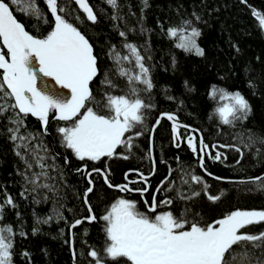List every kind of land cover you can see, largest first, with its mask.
I'll return each mask as SVG.
<instances>
[{
    "label": "trees",
    "instance_id": "obj_1",
    "mask_svg": "<svg viewBox=\"0 0 264 264\" xmlns=\"http://www.w3.org/2000/svg\"><path fill=\"white\" fill-rule=\"evenodd\" d=\"M88 2L97 15L95 24L86 19L73 0H59L72 12L71 22L93 44L102 72L114 71L113 62L107 55L112 45L122 54H128L122 47L124 38L118 34L119 31L127 33L128 42L137 45L145 57V65L150 69L154 88L142 95L155 107L146 111L145 123L137 129L143 135L133 140L131 152L124 148L118 149V152L129 155L127 160L114 157L99 162L78 161L63 146L56 131L57 127L63 126L60 121L52 122L47 131L55 142L56 153L47 134L43 133L40 122L29 116L26 120L27 129L22 128L21 134H37L29 147L44 157L42 162L47 166V178L41 177L39 183L49 184L53 189L51 191L42 187L33 191V185L24 179L22 173L31 177L33 173L41 172V168L28 154L27 158L33 167L26 169L24 161L15 155V143L20 141L14 143L9 139L11 134L7 129L13 125L8 123L7 117L12 113L0 117V204L7 193L16 205H5L0 213L3 216L0 225H11L15 233L12 264H74L70 224L89 215L84 203V192L90 185L85 173L76 171L85 164L88 171L93 168L107 169L113 185L121 183L127 171L143 173L149 177L150 191L145 199L135 196L139 203H143L142 198L150 203L154 194L158 200L170 197L173 199L171 210L174 214L179 215L189 209V218L199 213L196 219L203 218L202 223L222 218L237 209L264 210V183L255 179L264 177V144L257 142L252 147H245L249 133L264 137V30L258 28V21L252 15L253 8L264 14V0H247V3L241 0H147V6L144 0H118L119 8L115 10L107 5L106 0ZM37 4L52 22L44 0H37ZM11 7L18 21L32 34H46L50 30L49 25L41 24L37 31L33 27L37 23L34 17L16 11V5ZM116 13L122 19L112 20V15ZM76 16L80 19L76 20ZM196 16L200 19L197 20ZM183 20H191L192 26L201 30L198 44L205 50L203 57L177 49L174 41L169 39L167 29L179 25ZM123 66L138 71L134 63L124 62ZM99 79H103V76L93 84L94 88H99ZM114 79L121 88L125 87L124 79ZM250 83L254 87H250ZM213 86L231 92L239 91L244 95L252 109L247 120L236 122L234 126L222 125L213 115L217 107V102L209 96ZM167 96L175 99L168 100ZM162 113L175 114L178 121L190 129L180 128L181 144L176 147L172 124L161 120L154 131L156 168L152 174V163L148 158L149 137L152 126ZM199 134L210 146L213 157L216 152L222 154L219 161L205 156L204 168L200 167L199 151L194 154L186 145L187 137L195 136L199 149ZM212 145L216 147L212 148ZM237 147L240 152L235 150ZM20 151L23 152V149ZM65 158L68 163H65ZM169 167L173 170L171 176ZM186 173L202 177L210 186L208 191L220 195L221 199L212 203L203 192L193 200L178 199L177 189L190 194L202 187L192 184ZM166 178L175 182L174 186L170 183L164 185L165 189L172 187V191L156 193V188ZM182 178L189 179V184H182ZM91 179L94 191L89 194L88 200L98 219L91 223L85 221L73 229L75 264H94L87 253L91 247L99 250L104 243V222L99 217L121 196L119 191L108 188L102 176L94 173ZM49 216L52 219L47 224L37 223V219L43 221ZM34 228L38 229L35 234ZM241 231L250 234L264 232V222L249 225ZM21 232L25 235H20ZM251 250L257 256L260 255L259 249Z\"/></svg>",
    "mask_w": 264,
    "mask_h": 264
},
{
    "label": "snow or ice",
    "instance_id": "obj_2",
    "mask_svg": "<svg viewBox=\"0 0 264 264\" xmlns=\"http://www.w3.org/2000/svg\"><path fill=\"white\" fill-rule=\"evenodd\" d=\"M241 2L247 3V0ZM44 3L51 14L52 22L38 6L37 0H0V117L12 113L7 119L13 127H9L7 131L11 134L9 139L12 142L20 141L15 143V155L24 161L26 169L33 167L27 158L28 154L33 156L41 168V172L33 173L31 177L22 173L24 179L33 185V191L37 187L50 191L53 189L47 183H39L41 177L47 178V166L42 162L44 157L29 147L37 134H21L22 128L27 129L26 120L29 116L40 122L44 134H47L52 119L63 122V126L56 129L63 146L78 161L99 162L104 158L129 159V155L120 153L117 149L124 148L131 152L133 140L143 135L137 129L144 125L146 111L155 107L142 95L150 93L154 88L150 69L145 65V57L141 55L137 45L128 42L125 31H119L118 34L124 38L122 47L128 54H122L112 45L107 55L113 62L114 71L102 72L93 44L71 22L72 12L68 7L60 4L59 0H44ZM74 3L88 21L97 23V15L88 0H74ZM106 3L114 10L119 8L118 0H106ZM144 3L147 6V0ZM11 5L18 6L16 11L34 17L37 23L33 27L37 31L41 24L49 25L50 30L46 34H32L18 21ZM252 15L258 21V28L264 30V14L253 8ZM75 19L79 20L80 17L76 16ZM111 19L115 21L122 17L116 13ZM196 19L199 20L200 17L196 16ZM167 35L174 41L177 49L197 57L205 55V50L198 44L201 30L192 26L191 20H183L179 25L170 26ZM124 62L134 63V68L138 71L125 68ZM173 64L175 65V61ZM101 76L103 79L98 81L99 88H94L93 84ZM114 77L124 79L125 87L121 88ZM49 81L54 82L55 86ZM185 86H188L187 81ZM249 86L254 87L251 83ZM209 96L217 102L213 115L222 125L234 126L236 122L247 120L252 111L249 101L239 91L231 92L213 86ZM167 99L174 100L175 97L167 96ZM163 118L172 121L173 140L176 142L175 146L180 147V128L188 126L181 124L173 113H162L156 121L157 126ZM151 131H155V126ZM247 139L245 147H252L257 142L264 144V137L252 133H249ZM187 146L194 154L199 151L201 168H204L205 156L221 160L222 154L216 152L213 157L209 151L210 146L202 137L199 139V149L195 136L187 137ZM211 147L215 148L216 145ZM235 150L241 151L238 147ZM148 158L152 159L151 152ZM68 162L65 158V163ZM76 171L84 172L89 177L90 186L84 192V203L89 215L71 223L72 229L85 221L91 223L98 219L88 200L89 194L94 191V182L91 179L93 173L102 176L108 188L121 193L136 191L143 196L148 191L147 187H130L138 181L129 180V173H125L126 183L113 185L107 169L93 168L88 171L85 164ZM172 171L169 167V176ZM154 172L155 169L153 174ZM137 175L147 183L148 177L139 172ZM185 175L190 177L192 184L202 187L190 194L177 189L178 199L193 200L201 192L212 203L221 199L220 195L208 191L210 186L202 177L191 173ZM255 179L264 183V177ZM166 183L173 186L175 184L166 178L156 188V193L172 191V187L165 189ZM182 184L188 185L189 179L182 178ZM23 195L22 192L21 196ZM143 203L145 210L141 211L137 201L119 197L106 208L99 217L104 222V243L99 250L91 247L87 253L94 264H264V232L250 234L241 231L249 225L264 222V210L237 209L222 218L202 223L203 218L196 219L199 213H194L189 218V209L179 215L174 214L171 210L173 199L170 197L158 200L154 194L150 203L148 200ZM5 205L16 206L11 195L7 193L0 204V213ZM57 215L63 219L59 213ZM2 219L3 216L0 215V220ZM51 219V216L43 221L37 219V223L47 224ZM37 231L34 228L33 234ZM14 235L11 225H0V264H12ZM20 235L25 233L21 232ZM251 249H259L260 255L257 256ZM24 255L27 256L28 253Z\"/></svg>",
    "mask_w": 264,
    "mask_h": 264
},
{
    "label": "flooded vegetation",
    "instance_id": "obj_3",
    "mask_svg": "<svg viewBox=\"0 0 264 264\" xmlns=\"http://www.w3.org/2000/svg\"><path fill=\"white\" fill-rule=\"evenodd\" d=\"M175 143V142H174ZM181 144V143H180ZM118 151V149H117ZM107 160V158H104ZM126 173H129V176H128V179L129 180H136L138 181L137 183L135 184H132L130 185V187L134 188V189H141V188H145L147 187L148 188V191H146L144 193V195L142 197H144L145 199V196L148 194V192L150 191V183L149 181H147V183H145L144 181H142L140 179V177L137 175V172H131V171H127ZM103 178V177H102ZM104 181V179H103ZM127 181L125 180V173L123 174V179H122V182L119 183V184H123V183H126ZM105 183V182H104ZM143 184V185H140ZM117 184V185H119ZM143 186V187H142ZM118 191V190H116ZM121 193V192H120ZM131 195V196H130ZM135 196H141V194L139 192H136V191H133L131 193H121V196H118L119 197H124L126 199H131V200H134V201H137L138 203V208L141 210V211H144L145 210V207H144V203H139L138 200L135 198ZM144 199L142 198V200L144 201ZM152 200V199H151Z\"/></svg>",
    "mask_w": 264,
    "mask_h": 264
},
{
    "label": "water",
    "instance_id": "obj_4",
    "mask_svg": "<svg viewBox=\"0 0 264 264\" xmlns=\"http://www.w3.org/2000/svg\"><path fill=\"white\" fill-rule=\"evenodd\" d=\"M74 1V0H73ZM78 7V6H77ZM49 83L50 84H52L53 86H55L54 85V82H52V81H49ZM64 91H66V90H64ZM161 116V115H160ZM160 116H159V118H160ZM158 118V119H159ZM164 120H167V118H163ZM163 119H161V120H163ZM161 120H160V122H161ZM54 121H57V120H55V119H52L51 121H50V124L52 123V122H54ZM167 121H169V120H167ZM171 124H172V121H169ZM50 124H49V126H50ZM48 126V127H49ZM155 126V129L157 128V125H156V122H155V124L152 126V128ZM151 128V129H152ZM183 128V127H182ZM185 129H190L189 127L188 128H185ZM48 131V130H47ZM47 136H48V138L50 139V141H51V143H52V146H53V148H54V150H55V152L57 153V148H56V145H55V142H54V140H53V138L50 136V135H48V133H47ZM153 137H154V132L153 131H151L150 132V137H149V152H151V156H152V159H151V163H152V174H153V169H155L156 168V163L155 164H153V160L155 161V159H154V150H153ZM202 136L199 134V138H201ZM175 142V141H174ZM186 145H187V143H186ZM94 174V173H93ZM149 178V177H148ZM87 179L89 180V177L87 176ZM87 222V221H86ZM89 223V222H88ZM78 227V226H77ZM70 246H71V252H72V256H73V263L75 264V256H74V238H73V229L72 228H70Z\"/></svg>",
    "mask_w": 264,
    "mask_h": 264
}]
</instances>
